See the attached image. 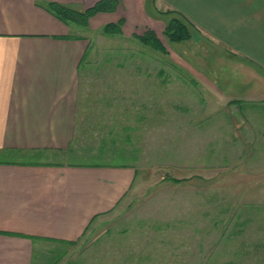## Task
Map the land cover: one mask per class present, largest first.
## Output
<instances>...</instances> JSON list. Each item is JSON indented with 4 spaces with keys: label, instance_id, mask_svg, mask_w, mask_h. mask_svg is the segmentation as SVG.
Listing matches in <instances>:
<instances>
[{
    "label": "rangeland",
    "instance_id": "obj_1",
    "mask_svg": "<svg viewBox=\"0 0 264 264\" xmlns=\"http://www.w3.org/2000/svg\"><path fill=\"white\" fill-rule=\"evenodd\" d=\"M189 30L182 41L162 33L166 53L75 30L90 46L74 156L57 159L128 163L136 175L77 241L41 242L35 264H264V81Z\"/></svg>",
    "mask_w": 264,
    "mask_h": 264
},
{
    "label": "crops",
    "instance_id": "obj_2",
    "mask_svg": "<svg viewBox=\"0 0 264 264\" xmlns=\"http://www.w3.org/2000/svg\"><path fill=\"white\" fill-rule=\"evenodd\" d=\"M98 1L0 0V264H35L41 242L77 241L135 179L132 164L57 159L74 156L90 44L46 4L85 9ZM169 10L247 60L264 81V0H117L114 11L90 17L86 30L121 22L123 35L150 29L161 40Z\"/></svg>",
    "mask_w": 264,
    "mask_h": 264
},
{
    "label": "trees",
    "instance_id": "obj_3",
    "mask_svg": "<svg viewBox=\"0 0 264 264\" xmlns=\"http://www.w3.org/2000/svg\"><path fill=\"white\" fill-rule=\"evenodd\" d=\"M117 5V0H99L91 7L85 9H75L68 5L49 2L46 4V8L57 16L61 21L67 25H75L80 29H86L88 26L89 18L100 11H114ZM167 13H175L176 15L170 17L164 26L163 34L171 41H182L190 38L191 33L189 26L195 28L193 24L178 11H166ZM103 32L107 34H121V22L107 23L102 27ZM135 39L141 42L143 45H147L152 49L159 50L166 53V48L162 41L156 36V34L147 29L142 34L132 35ZM174 182H178V179H172ZM75 241H65L64 243H73Z\"/></svg>",
    "mask_w": 264,
    "mask_h": 264
},
{
    "label": "water",
    "instance_id": "obj_4",
    "mask_svg": "<svg viewBox=\"0 0 264 264\" xmlns=\"http://www.w3.org/2000/svg\"><path fill=\"white\" fill-rule=\"evenodd\" d=\"M237 107V105H235Z\"/></svg>",
    "mask_w": 264,
    "mask_h": 264
}]
</instances>
